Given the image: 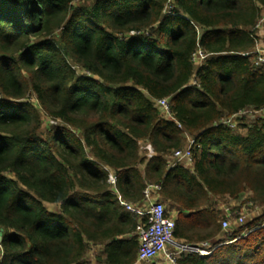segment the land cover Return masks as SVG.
Here are the masks:
<instances>
[{
  "label": "trees",
  "instance_id": "1",
  "mask_svg": "<svg viewBox=\"0 0 264 264\" xmlns=\"http://www.w3.org/2000/svg\"><path fill=\"white\" fill-rule=\"evenodd\" d=\"M263 18L264 0H0V264H138L147 217L121 201L152 184L176 240L213 241L179 264H264V213L223 230L218 209L264 208V115L219 124L264 108Z\"/></svg>",
  "mask_w": 264,
  "mask_h": 264
},
{
  "label": "built area",
  "instance_id": "2",
  "mask_svg": "<svg viewBox=\"0 0 264 264\" xmlns=\"http://www.w3.org/2000/svg\"><path fill=\"white\" fill-rule=\"evenodd\" d=\"M264 20V18H263ZM252 53L257 54L256 64L264 65V49L261 46H256ZM250 52H244L243 55L248 56ZM205 54L198 48L192 55V60L195 64L205 60ZM157 104L161 107L166 117L170 116L169 105L166 99H160ZM253 115L261 117L264 115V108L261 110H240L233 114L231 117L220 120L219 124L226 125L233 129L237 125V121L244 116ZM194 143L193 139H189L188 145L184 149H177L173 153V161H191V147ZM116 178L113 174H109L108 182L115 184ZM158 184H152L146 187L143 194L145 197V206L139 208L134 207L132 204L121 201V204L126 210L132 212L138 217H147L146 223H138L135 227V234L137 236L139 246L137 250V263L138 264H179L177 257L183 253H197L199 256L204 257L212 253L213 248L209 246L207 241L199 244H189L179 242L174 238L175 220L173 217L166 216V207L164 203L158 200V197H153L152 191L159 190ZM224 209V220L221 222L223 230L229 229L232 224H243L246 220L244 215L237 211Z\"/></svg>",
  "mask_w": 264,
  "mask_h": 264
},
{
  "label": "rangeland",
  "instance_id": "3",
  "mask_svg": "<svg viewBox=\"0 0 264 264\" xmlns=\"http://www.w3.org/2000/svg\"><path fill=\"white\" fill-rule=\"evenodd\" d=\"M263 21L260 22V25H263ZM262 33V31H260ZM260 46V43H258ZM254 119V116L253 115H249L248 117H246L243 122H250L251 120ZM241 200V199H240ZM240 200H232V199H229V198H225V199H222L220 198V202H219V205H218V209L220 210V212L223 214L225 213L224 212V209L225 208H228L227 210H230V212H234V211H237L239 213H241L242 215H244L245 219L244 220H249L251 218H254L256 216H259L261 215L262 213H264V208L262 207H257V206H254V207H250L249 209H247V211H244V208H240ZM49 208L51 209L52 206H49ZM170 209V208H169ZM221 215V214H220ZM223 238V237H222ZM207 243L209 244V246L211 248H214V245H213V241H207ZM212 243V244H211ZM95 252V251H94ZM92 252V255H91V258L93 257V253ZM93 260V259H92ZM96 264V263H94Z\"/></svg>",
  "mask_w": 264,
  "mask_h": 264
},
{
  "label": "water",
  "instance_id": "4",
  "mask_svg": "<svg viewBox=\"0 0 264 264\" xmlns=\"http://www.w3.org/2000/svg\"><path fill=\"white\" fill-rule=\"evenodd\" d=\"M2 233H3V230L1 229V231H0V241L2 239Z\"/></svg>",
  "mask_w": 264,
  "mask_h": 264
},
{
  "label": "crops",
  "instance_id": "5",
  "mask_svg": "<svg viewBox=\"0 0 264 264\" xmlns=\"http://www.w3.org/2000/svg\"><path fill=\"white\" fill-rule=\"evenodd\" d=\"M172 214H173V216H175V215H177V212L174 210V212H172Z\"/></svg>",
  "mask_w": 264,
  "mask_h": 264
}]
</instances>
